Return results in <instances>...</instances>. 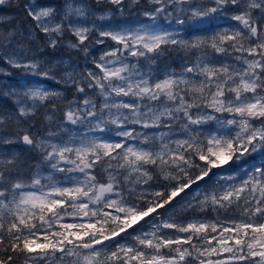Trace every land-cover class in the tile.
<instances>
[{
    "label": "snow or ice",
    "instance_id": "snow-or-ice-1",
    "mask_svg": "<svg viewBox=\"0 0 264 264\" xmlns=\"http://www.w3.org/2000/svg\"><path fill=\"white\" fill-rule=\"evenodd\" d=\"M96 3L123 14L141 0ZM24 10L29 35L50 48L87 58L93 33V44L111 46L80 79L60 76L83 99L64 106L55 131L9 136L13 114L0 115V144L38 152L47 169L26 176L22 152L0 153V264H264V0H146L148 22L127 27L98 26L77 0ZM220 16L237 24L185 38ZM18 36L0 34V61L56 79L55 65L20 55ZM169 49L195 58L160 78L151 66ZM29 83L5 93L18 97L15 124L47 104L44 119L56 123L62 94ZM209 209L214 218L200 215ZM178 211L194 215L178 222Z\"/></svg>",
    "mask_w": 264,
    "mask_h": 264
},
{
    "label": "rangeland",
    "instance_id": "rangeland-1",
    "mask_svg": "<svg viewBox=\"0 0 264 264\" xmlns=\"http://www.w3.org/2000/svg\"><path fill=\"white\" fill-rule=\"evenodd\" d=\"M144 0H141V4ZM77 2L87 3L92 10V14L90 15L89 19L94 20V22L98 26H106V27H127L129 25H134L136 21H139L138 18H131V19H124V13L121 14L114 9L113 6L107 5L105 3L97 4L96 0H77ZM36 3L37 5L43 4L48 6L56 7L57 9H62L65 3V0H6L5 4L0 5V34H4L11 31H16L19 33L18 40L23 43L24 51L20 52V55H27L28 57H34L35 59L45 62L48 61L49 63H44V67H49L50 65L56 66V79L49 80L44 77H35L29 74H25L22 69H14L10 65L6 64L3 61H0V115H5L8 113L13 114V122L7 128L6 135H14L17 129H29L30 126H34L33 118L27 119L25 122H21L19 125L15 124V109H16V99L18 97H14L11 95H5V93H11L13 89H16L18 93L23 92L25 89L22 87L27 82L31 81L27 86L31 87L34 83L39 82V85L47 90L56 91L62 94L64 99H56L55 104L58 105L57 111L55 113V120L56 123L52 124V130H56V124L61 122V118L63 115L64 106L74 99L82 100L83 97L77 94L71 95L66 94L65 88H73L69 85H66L63 81L60 80V76L64 75L66 71L71 72L75 71L76 78L80 79V73L85 72L88 68H92L93 65L91 63L92 59L99 58V56L107 49V47L111 46L110 41H106L105 45H97L93 44L92 41L96 38V33H93L92 37L89 39L87 44L90 46V55L85 58L83 52H78L73 49L67 48L66 46H60L55 49L50 48L47 46L45 42V37L42 33H35L34 35H29L31 29H33V23L30 18L27 17L26 12L24 10V6L26 4ZM142 5H140L141 7ZM146 7V3L143 4ZM139 7V8H140ZM146 10V9H145ZM144 10H140L142 12ZM103 16L104 19H98L99 17ZM124 16V17H122ZM161 23L164 26H167V22L161 20ZM237 24L236 21L231 20L228 17L220 16L214 17L211 20L205 21L202 24H193L191 28L188 30L191 32L189 33L190 36L194 37L196 35H202L203 30L206 28H211L210 32L219 31L221 29H227L233 27ZM91 27V23L88 24ZM188 26L186 25V28ZM196 29V30H195ZM195 30V31H194ZM25 34L24 38H22V34ZM36 35L42 36V38H36ZM186 38V37H185ZM73 37L71 34H66L64 37V44L68 40H72ZM19 46H17L18 48ZM11 51V49H9ZM40 52H43L40 54ZM3 53V50L0 49V54ZM189 63V62H188ZM143 64V63H142ZM148 68L145 66V71ZM182 68L178 70H174L176 72H180ZM152 71V69H151ZM173 71V70H172ZM170 72V70H167ZM158 77L162 78L165 73H154ZM24 77H28L24 78ZM75 89V88H73ZM88 95H92L91 92ZM53 107L52 104H47L45 107H41L39 109V120L41 116L43 119L46 115L51 114L48 109ZM209 112L211 110H208ZM215 115L223 118L222 114L216 113ZM45 122L49 124L48 121L44 119ZM40 126H43V123L40 122ZM208 126V127H207ZM206 126V130L208 129H215L216 125L215 122H209ZM72 132L77 131H84L83 128L78 126H70ZM43 127H38L36 130H40ZM32 132H37L33 130V127L30 129ZM0 134H5L3 129H0ZM22 134V133H21ZM13 151L22 152V155H28L27 153L31 152V150L27 149L25 146L20 144L14 145H3L0 144V153H11ZM35 152V151H33ZM38 161L34 165V170H36L37 165L40 166L41 174L46 175L47 169L43 164H41V157L39 153ZM259 157H257V161H250L249 163L258 162ZM62 178V177H61ZM216 178L214 177L213 180ZM209 188L211 187L210 184L207 185ZM205 188L204 184L200 185V189L203 190ZM191 198V194L189 196L184 197L185 201ZM179 203L176 207L180 208ZM194 215L193 212L189 211L187 213L178 211L176 214V218L178 222H184L190 219ZM202 216H206L208 219H212L216 216V213L212 210H208L204 213H200ZM220 219H226V217L221 216ZM19 264V263H18Z\"/></svg>",
    "mask_w": 264,
    "mask_h": 264
},
{
    "label": "trees",
    "instance_id": "trees-1",
    "mask_svg": "<svg viewBox=\"0 0 264 264\" xmlns=\"http://www.w3.org/2000/svg\"><path fill=\"white\" fill-rule=\"evenodd\" d=\"M146 3V0H144L142 2V6H137L135 8H132L129 11H126L124 13L125 17L124 19H131L133 17L138 18L139 21L141 22H148L146 18H144L142 15H140V10H145L146 7L143 6V4ZM140 7V8H139ZM34 26V25H33ZM32 30V29H31ZM196 30V29H195ZM194 30V31H195ZM211 28H206L203 30L202 35H211L210 32ZM191 33L189 30L187 31V35L185 36L186 38H191L192 36H190ZM22 38H24L25 34H22ZM42 38V36L40 35H36V38ZM43 52H40V54H42ZM209 56H212L211 50H208ZM195 56L194 55H189L186 54L185 52H183L182 50L176 49V50H172L169 49L167 52H165L162 56H160L159 58H157L156 63L154 65L151 66L152 72L153 73H166L167 70H178L180 68H182L184 65H186L188 62H190L191 59H194ZM142 63H145L142 61ZM66 90V94H75V89L73 88H65ZM77 94H75L76 96ZM39 114V112H38ZM37 114V116L32 117L33 118V122H34V126H33V130L34 131H40L42 134L47 132L49 129V126L52 127V124L49 125L47 122L44 121L43 117L41 116V119L39 120V115ZM40 122L43 123V126H40ZM38 127H43L40 130H36V128ZM208 127V126H207ZM52 130V128H51ZM214 130V129H212ZM28 155H22V159H25L28 162V166L29 168L25 170V175H30L31 171H34V165H36L35 163L38 161V155L37 152H29L27 153ZM60 176H57V179H60ZM210 184V182H209ZM179 199V198H178ZM185 199L183 201H180V203H184ZM19 263V262H18Z\"/></svg>",
    "mask_w": 264,
    "mask_h": 264
},
{
    "label": "water",
    "instance_id": "water-1",
    "mask_svg": "<svg viewBox=\"0 0 264 264\" xmlns=\"http://www.w3.org/2000/svg\"><path fill=\"white\" fill-rule=\"evenodd\" d=\"M24 78H27L28 79V77H24Z\"/></svg>",
    "mask_w": 264,
    "mask_h": 264
}]
</instances>
